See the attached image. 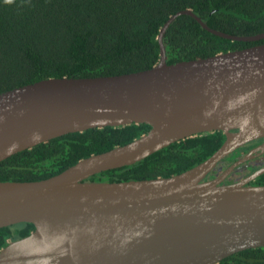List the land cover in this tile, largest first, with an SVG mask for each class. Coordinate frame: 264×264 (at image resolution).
Here are the masks:
<instances>
[{"label":"water","instance_id":"obj_1","mask_svg":"<svg viewBox=\"0 0 264 264\" xmlns=\"http://www.w3.org/2000/svg\"><path fill=\"white\" fill-rule=\"evenodd\" d=\"M230 41L190 10L171 15L150 69L103 77L48 78L0 94V162L52 139L105 127L145 124L132 142L91 155L50 178L0 182V229L32 224L0 249V264H218L264 248V185L206 180L241 145L264 140V43L204 59L166 63L163 35L179 16ZM225 140L209 158L169 178L88 181L131 166L200 134ZM264 150V147L261 148Z\"/></svg>","mask_w":264,"mask_h":264},{"label":"trees","instance_id":"obj_2","mask_svg":"<svg viewBox=\"0 0 264 264\" xmlns=\"http://www.w3.org/2000/svg\"><path fill=\"white\" fill-rule=\"evenodd\" d=\"M190 10L211 29L235 36L264 33V0H0V94L48 78H91L139 72L160 59L157 36L167 19ZM166 63L204 59L258 42L230 41L177 17L162 39ZM150 127L132 124L67 134L0 162V182L39 181L91 155L124 146ZM212 132L173 143L131 166L88 181L169 178L209 158L224 142ZM264 185V174L260 177ZM207 180V178H206ZM32 224L0 229V249L26 237ZM218 264H264V248Z\"/></svg>","mask_w":264,"mask_h":264},{"label":"flooded vegetation","instance_id":"obj_3","mask_svg":"<svg viewBox=\"0 0 264 264\" xmlns=\"http://www.w3.org/2000/svg\"><path fill=\"white\" fill-rule=\"evenodd\" d=\"M225 140V137H224ZM264 147V140L257 139L250 142H247L228 156L223 158L216 166V168L209 174L207 180H213L221 176V174L232 164L242 160L246 156H250L248 160L238 164L235 168L232 169L229 174H227L220 184L228 185L240 183L246 180L249 176L255 172L264 168V150L261 148ZM264 174V173H263ZM259 175L256 178L250 180L245 185L246 186H263L261 183V176Z\"/></svg>","mask_w":264,"mask_h":264}]
</instances>
